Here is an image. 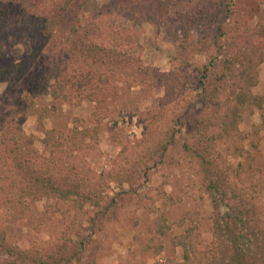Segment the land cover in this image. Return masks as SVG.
<instances>
[{
    "label": "rangeland",
    "instance_id": "rangeland-1",
    "mask_svg": "<svg viewBox=\"0 0 264 264\" xmlns=\"http://www.w3.org/2000/svg\"><path fill=\"white\" fill-rule=\"evenodd\" d=\"M52 1L45 0L38 9ZM218 2L214 17L222 22L225 36L220 42L227 49L243 30L264 25V0ZM73 6L75 17L82 22L94 17L98 27L82 24L71 32L73 21L66 20L53 42L31 61L26 83L0 82V172H4L0 186L4 189L14 182L18 190H36L19 179L11 151L24 144L16 135L19 126L34 137L33 146L41 153L43 128L63 143L58 146L62 172L55 183L78 194L57 201L41 198L31 223L13 218L9 204L4 205L0 239L33 256L66 247L60 253L64 261L78 247L74 264H179L181 249L171 241L196 224L198 249L210 257L238 264V258L232 259L238 252L232 240L243 233L251 242L244 248L245 264H264L255 243L259 236L264 240V131L253 133L260 112L247 107L231 140L220 137L224 95L214 99L220 104L218 111L216 105L202 106L198 89L191 87L195 71L184 66L181 73L179 68L184 60L195 66L207 62L206 54L183 55L179 47L183 39L179 24L193 9L190 0H174L147 17L137 13L134 20L118 15L109 0H73ZM205 26L211 32L218 25ZM195 37L191 34L190 40ZM260 39L264 42V36ZM29 52V40L23 38L9 43L6 55L18 62ZM90 68L103 73L107 85L115 88L104 89L101 111L76 87L68 100L64 93L58 100L51 98L56 76L64 81ZM256 72L251 92L264 102V61ZM219 74L215 66L209 82L217 83ZM196 118L203 124L196 126ZM75 122L88 133L82 148L74 151L68 149L67 138ZM197 128L217 140L196 142ZM46 204L54 206L53 213L42 214Z\"/></svg>",
    "mask_w": 264,
    "mask_h": 264
},
{
    "label": "trees",
    "instance_id": "trees-1",
    "mask_svg": "<svg viewBox=\"0 0 264 264\" xmlns=\"http://www.w3.org/2000/svg\"><path fill=\"white\" fill-rule=\"evenodd\" d=\"M116 7L118 15L135 19L137 13L150 15L152 10L162 11L167 9L174 0H109ZM214 1V0H211ZM212 4L210 0H190L193 9L187 12L182 18V36L179 47L184 55L191 51L201 52L207 55V62L195 66L189 64L187 60L180 61L179 68L181 73L186 69L195 71L193 74V84L191 87L198 89V96L202 102V106L206 108L216 105L217 111L221 108L218 103H214V99L218 94H223L221 105L224 104L223 113L221 114L219 123L220 137L231 140L234 131H237L238 124L243 119V111L247 107L256 108L260 112V121L253 126V133L258 134L264 131V102L260 97L255 96L251 92L252 86L255 84L257 76L256 66L264 61V42L260 39L264 36V25L258 24L252 30H243L240 37L232 38L229 49L222 46V39L225 36L220 29L221 21L215 20L214 15L218 12L219 2ZM45 0H0V82L4 84L27 82V75L31 61H35L40 57L43 50L52 42L58 30H62L66 20L71 19L73 22L68 30L77 32L80 25H92L98 27L97 19L88 17L85 21L79 20L73 15V0H54L49 6L38 9L39 5ZM34 9L33 12L29 9ZM236 9V4H233ZM226 15L230 14V10H223ZM193 12V13H192ZM194 13L199 14L195 17ZM98 17V16H97ZM226 17V16H225ZM180 23V21H179ZM218 25L216 31L209 32L205 25ZM195 34V40H190V35ZM23 38H28L30 44V52L21 61L11 62L8 60L6 50L9 43ZM256 41V43L254 42ZM119 45V44H117ZM117 49L118 46H112ZM216 47V48H214ZM214 48V49H213ZM112 49V48H111ZM109 51V54L113 50ZM179 50V52H180ZM218 50L220 52L218 53ZM114 52V51H113ZM131 51L129 54L135 53ZM217 64V65H215ZM217 66L220 78L215 79L216 82H209L212 69ZM185 66V67H184ZM103 73L94 68L88 71L73 73L68 79L60 81L58 76L55 77L49 95L53 100H58L64 93L63 99L68 100L73 93V88L78 90V94L86 93L87 99L96 104V110L101 111L106 102L103 93L104 89H113V86L107 85ZM207 84V85H206ZM209 87V88H208ZM211 91L209 97L206 92ZM180 122V118L176 119ZM202 121V122H201ZM196 126L203 124V120L195 119ZM44 134L42 140L43 149L40 153L33 146L34 137L26 136L18 126V138L22 140L23 146H19L17 150H9L13 154V169L17 170L19 179L25 184H33L35 191L29 188H21L12 182L4 186H0V210L4 205H8L10 215L15 219H23L26 223L34 222L35 203L41 198L57 199L62 197H73L77 195V191H63L55 183L56 176L60 175L62 169L60 167L59 154L62 149L58 146L63 143L57 141L52 130L41 129ZM203 129L195 131L196 142L209 144L212 140H217L216 135L206 134ZM87 128L79 129L77 122L73 123L72 129L68 134V149L77 150L82 148L85 142ZM173 139V135L171 136ZM61 143V144H60ZM24 146L26 149H24ZM23 148V149H22ZM0 156V161H1ZM29 164L31 165L29 168ZM4 172H0V184L3 181ZM6 178V177H5ZM89 197V195H87ZM56 200V201H57ZM48 209L42 214L53 213L54 206L45 205ZM52 207V208H51ZM51 210V211H49ZM57 212V211H55ZM226 216H231L228 213ZM230 219L227 220L229 222ZM231 230L229 226H226ZM197 225L193 224L187 227L181 234L176 235L172 239V245L181 249V262L179 264H224L221 262V256L210 257L208 251L198 249L199 234H196ZM258 229V228H256ZM247 234H235L234 241L236 255L232 257L239 259L238 264H245L247 256H245L244 248L248 247L251 242H247ZM250 238V237H248ZM255 243L259 246L257 255L264 262V240L257 238ZM67 248L59 249L58 253H40L33 256L24 249L15 246H8L4 240L0 239V264H74L76 255L75 247L71 253L68 252L67 260L64 261L60 256ZM262 262V261H261ZM226 263V262H225Z\"/></svg>",
    "mask_w": 264,
    "mask_h": 264
}]
</instances>
